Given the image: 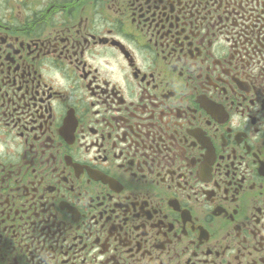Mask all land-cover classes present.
<instances>
[{
  "label": "flooded vegetation",
  "instance_id": "flooded-vegetation-1",
  "mask_svg": "<svg viewBox=\"0 0 264 264\" xmlns=\"http://www.w3.org/2000/svg\"><path fill=\"white\" fill-rule=\"evenodd\" d=\"M0 264H264V0H0Z\"/></svg>",
  "mask_w": 264,
  "mask_h": 264
}]
</instances>
